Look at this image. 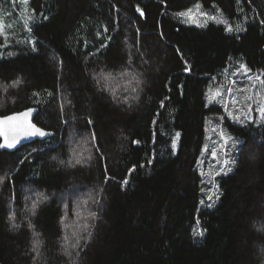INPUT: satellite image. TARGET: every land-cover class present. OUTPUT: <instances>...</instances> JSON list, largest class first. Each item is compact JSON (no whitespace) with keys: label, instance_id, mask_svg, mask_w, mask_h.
<instances>
[{"label":"trees","instance_id":"1","mask_svg":"<svg viewBox=\"0 0 264 264\" xmlns=\"http://www.w3.org/2000/svg\"><path fill=\"white\" fill-rule=\"evenodd\" d=\"M0 20V116L39 107L54 133L0 149V264H264L260 103L212 98L264 69V0H0Z\"/></svg>","mask_w":264,"mask_h":264},{"label":"rangeland","instance_id":"2","mask_svg":"<svg viewBox=\"0 0 264 264\" xmlns=\"http://www.w3.org/2000/svg\"><path fill=\"white\" fill-rule=\"evenodd\" d=\"M18 14V13H17ZM21 16L18 14V18ZM22 17V16H21ZM1 21V20H0ZM236 82H234L235 85V92L236 94H232L233 88H230L228 90H221V91H215L212 95V98L217 99L218 101H224L226 106H229L231 102L237 103L240 99L241 100H248L249 103H260L258 104L257 110L260 112V106L262 105V109H264V69H260L257 72V77L254 78L253 76L250 77H244L242 75H238L236 78ZM251 106V105H250ZM254 116L251 114V117ZM264 119V116H262ZM213 124L210 128V136L208 132V139H210L209 146H205L204 154H208V156L203 160V162L206 165V172L209 176L208 179V193L209 197H213L216 193V183H214L213 177L216 176L219 172H222L225 168L224 162L228 159L225 157L223 160L218 158L220 156V149L218 147V143L216 142L217 139H214L215 136L218 134H221V137L225 138V147H223V153L226 154L228 144L230 143L229 139L226 137V132L222 129L218 130V125ZM217 131V132H216ZM216 143V146H215ZM227 146V147H226ZM229 150V149H228ZM214 153V154H213ZM221 162V165L219 163ZM223 162V163H222Z\"/></svg>","mask_w":264,"mask_h":264},{"label":"snow or ice","instance_id":"3","mask_svg":"<svg viewBox=\"0 0 264 264\" xmlns=\"http://www.w3.org/2000/svg\"><path fill=\"white\" fill-rule=\"evenodd\" d=\"M190 13H191V9L187 10V12H181V13H179V15L180 16H185V15H189ZM141 14H143V13H141ZM212 19H215V17H212ZM25 27H27V25H25ZM28 30H30V29H28ZM228 30L229 31L232 30L231 26H229ZM3 31H4V24H3L2 21H0V34H3ZM104 46L105 45H102V47H104ZM131 63H132V61H131V57H130L129 60H128L129 66H131ZM187 70L188 69L185 68V71H187ZM118 75H120V76H131V79H129L127 81L129 84H131L134 80H136V75L130 73L127 69L125 71L119 73ZM111 76H112L111 73H106V74L101 73V74H99V78H97V83L100 82V79L101 78L104 79V80H108L109 78H111ZM18 83H19V81H14L13 82V86H16V84H18ZM110 91L112 92L113 96L115 97L116 89L115 88H112V89H110ZM30 111H32V110H29V112ZM29 112L21 113L19 115L22 116V117H27L29 115ZM260 112H261V115L264 116V109H260ZM17 119L18 118L16 116H10V117H7L6 118V120L7 121H10V122L11 121H17ZM248 119H252V117L249 116ZM0 123H2V121H0ZM10 130L12 132H14L15 135H13L12 138H11V140H9L7 138V132H5V137H6L5 138V142L3 144H0V148H3L5 146H7L9 148L15 147V144L17 142V137H18V135H19L20 132H23V134L25 136L35 135V134H39L41 136L46 135L45 132H43L42 130L36 128L35 125H32L30 123H27L26 121H19V122H17L16 124H14V125L11 126ZM178 136H179V133H177V137ZM173 146H175V144ZM77 163H80V161L78 160ZM224 163L227 164L228 161L226 160ZM124 183H127V180H125ZM45 199H46V197H45ZM208 199L211 200V197H208ZM35 207H36V204L34 202L33 203V214H35ZM90 215L92 217H95L96 213L95 212H92V213H90ZM29 227H32L31 223H29ZM200 234L202 235L203 233L201 232ZM34 235H39V234L38 233H34ZM88 235L90 237L91 236V233H89ZM64 242H65V244L68 243V237L67 236L64 237ZM38 244H39V241H34V243H33V250H35L38 247ZM78 245H79V240L77 239L76 244H73L72 247H77Z\"/></svg>","mask_w":264,"mask_h":264},{"label":"water","instance_id":"4","mask_svg":"<svg viewBox=\"0 0 264 264\" xmlns=\"http://www.w3.org/2000/svg\"><path fill=\"white\" fill-rule=\"evenodd\" d=\"M29 110H32V111L29 112ZM39 111H40L39 107H29V108L24 109V110L19 111V112H14V113H11L8 115L0 116V121H2V123H0L1 144H3L5 142V138H6L5 132H7V138L9 140H11L12 136L15 135V133L12 132L10 130V128L12 125L16 124L19 121H26L27 123L35 125L36 128H38V129H40L46 133V135H43V136H41L39 134L25 136L23 134V132H20L18 137H17V142L15 144V147L9 148V147L5 146V147L0 148V149L3 151L14 152L17 149L34 142L35 140H46V139L52 137L54 135V133L52 131L44 129L35 123V117L38 115ZM25 112H29V115L27 117H22L19 115V114L25 113ZM10 116H16L18 118L17 121H11V122L7 121L6 118L10 117Z\"/></svg>","mask_w":264,"mask_h":264}]
</instances>
